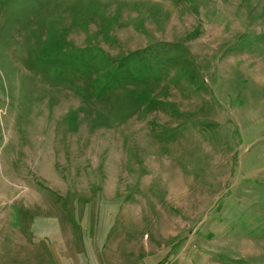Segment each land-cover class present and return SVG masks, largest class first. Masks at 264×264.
<instances>
[{
    "label": "rangeland",
    "instance_id": "obj_1",
    "mask_svg": "<svg viewBox=\"0 0 264 264\" xmlns=\"http://www.w3.org/2000/svg\"><path fill=\"white\" fill-rule=\"evenodd\" d=\"M0 176L70 264H264V0H0Z\"/></svg>",
    "mask_w": 264,
    "mask_h": 264
},
{
    "label": "crops",
    "instance_id": "obj_2",
    "mask_svg": "<svg viewBox=\"0 0 264 264\" xmlns=\"http://www.w3.org/2000/svg\"><path fill=\"white\" fill-rule=\"evenodd\" d=\"M10 187L6 192L14 196L15 189ZM0 188L3 191L7 186L4 183ZM48 204L14 199L0 207V264H70L69 252L48 244L47 228L37 226L41 212L38 208ZM44 218L46 223L48 217L41 219Z\"/></svg>",
    "mask_w": 264,
    "mask_h": 264
}]
</instances>
